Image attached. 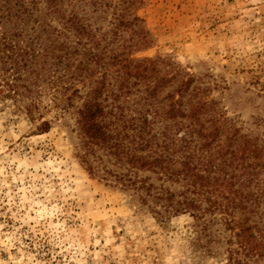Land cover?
Listing matches in <instances>:
<instances>
[{"label": "trees", "instance_id": "trees-1", "mask_svg": "<svg viewBox=\"0 0 264 264\" xmlns=\"http://www.w3.org/2000/svg\"><path fill=\"white\" fill-rule=\"evenodd\" d=\"M144 3L0 0V97L32 119L46 88L64 108L79 98L90 173L162 219L189 212L206 231L220 220L233 234L228 264H264V139L242 133L176 63L134 56L153 43Z\"/></svg>", "mask_w": 264, "mask_h": 264}, {"label": "rangeland", "instance_id": "rangeland-1", "mask_svg": "<svg viewBox=\"0 0 264 264\" xmlns=\"http://www.w3.org/2000/svg\"><path fill=\"white\" fill-rule=\"evenodd\" d=\"M138 14L153 43L135 57L176 63L242 133L264 139V0H145ZM59 97L44 89L36 119L0 97V264H228L233 234L220 220L206 231L189 212L162 219L90 173L82 100L64 108Z\"/></svg>", "mask_w": 264, "mask_h": 264}]
</instances>
